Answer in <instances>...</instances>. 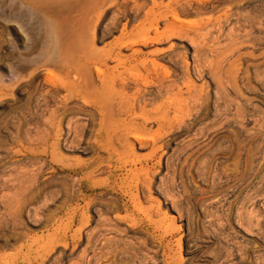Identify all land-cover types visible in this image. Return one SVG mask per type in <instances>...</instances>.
<instances>
[{"label":"rangeland","instance_id":"obj_1","mask_svg":"<svg viewBox=\"0 0 264 264\" xmlns=\"http://www.w3.org/2000/svg\"><path fill=\"white\" fill-rule=\"evenodd\" d=\"M103 1L78 0L71 6L75 14H89L87 20L94 17L82 25L78 41L96 50L119 38L125 26L137 31L153 6L152 0H107L104 6ZM136 1L147 5L134 9ZM154 11L160 30L168 24L173 30L142 48L173 44L170 53L156 57L177 84L171 89V96L176 92L171 102L177 100L171 104L173 128L161 129L146 115L150 105L166 104L165 87L144 86L146 99L141 93L137 101L131 98L125 117L111 119L113 149L107 151L96 145L101 115L91 99L66 102L64 95L49 92L51 84L44 86L47 71L64 75L60 62L44 66V40L53 39L44 7L0 0V201L29 200L36 207L44 200L40 216L38 206L29 205L31 215L22 213L17 221L0 202V211L8 212L0 213L7 217L0 218V264H28L22 245L42 232V264H264V0H157ZM49 113L53 120L47 121ZM78 130L85 132L82 137ZM88 161L97 162L90 175ZM74 182L81 184L79 190Z\"/></svg>","mask_w":264,"mask_h":264},{"label":"bare ground","instance_id":"obj_2","mask_svg":"<svg viewBox=\"0 0 264 264\" xmlns=\"http://www.w3.org/2000/svg\"><path fill=\"white\" fill-rule=\"evenodd\" d=\"M24 3L26 2V3H32V6L33 7H35V8H38L39 10L41 9V8H43L44 7V13H45V17L47 18V14H48V19H47V22L45 23L48 27H50V29H51V32L50 31H48V30H46V31H48V33L50 34L49 36H53V39L50 41V40H44V60L46 59V60H48V61H45L44 63V66L45 65H47V64H50V63H52V64H54V63H56V62H60V64H61V67L64 69L63 71H64V75L63 76H55L54 75V72L53 73H51L50 71H47V75H44V83L46 84H51L52 86H53V88L54 89H49V90H51V91H49V92H52L53 90V92L55 93V94H58L60 97H61V95H64V97L62 96L61 98L62 99H64L66 102H67V100L68 99H70V98H74V97H79L80 96V98L81 97H83L82 99H84V98H89V99H91V101H92V103L95 105V107L98 109V111H99V113H100V115H101V120H100V126H99V129H98V142H97V147L99 148V149H105V150H107V151H112V146L110 145L111 144V141H112V135H111V132H112V130H113V128H112V125L110 124L111 123V119L112 118H114V116H117L118 118H121V117H125V116H122L124 113H126V110H127V104L128 103H132V101L131 100H133V99H135L136 100V98H138L139 97V95H140V93L142 92V90L144 89L143 87L144 86H147L148 87V85H155V84H158V87L159 86H161V87H165V92L167 91V100H166V102H165V99L163 100V98H162V100L166 103V104H162V105H160V103L159 102H157V103H159V105H157V106H155V104H157V103H155V104H153L152 102H153V98H151L152 99V104H153V107L155 108V109H153L152 108V106L150 105L149 107H151L152 108V110H153V112L149 109L148 110V108H145L147 111H149V112H146V115H148V117H149V119L151 118L152 120L154 119V120H156V121H158V122H156V123H158V125H159V127L161 128H169L170 130H168V131H171V127L173 128V123H174V118H173V116L171 115L173 112V110H171V104H173L174 105V103L177 101L176 100V96L174 97V100H175V102L174 103H172L171 102V98L173 97V94H175L176 92H174V93H172V96H171V89H173L172 88V85H173V81L171 80V78H170V75H172L171 74V72L169 73L168 71H166V72H164L163 70L161 71L160 70V68H159V60H158V62H157V59H159V58H157L156 59V57H157V55L159 54V56H160V52H168V53H170L171 51V46L173 45L172 43V45L170 46V45H168L169 47H165L164 49H159L160 47H152V48H150L149 50H146V51H144L143 50V48H142V46H149L150 47V43H154V42H159L162 38H163V36L166 34V33H168L167 31H170V29L172 28V25L171 24H168V25H166V27L163 29V30H160V29H162V28H159L158 27V16H157V14H156V12L154 11V5H156V3H157V0H152L153 1V6L152 7H150L149 9H148V11H147V15H146V20H145V22L143 23V25L141 26V27H139L138 29H137V31H134V30H130V31H126V26L124 27V29H123V33H122V35L119 37V38H117V39H115L114 41H112L109 45H108V47H106L105 49H103V50H96L95 49V47H94V44H91V43H88V44H81L78 40V36H79V34H80V30H81V28H82V25L83 24H85V23H87V24H90V22L93 20V18L92 17H90V19L89 20H87V15H89V14H87V15H85V14H82V15H78V14H75L74 12H72L73 10H72V8H71V6H73L75 3H77V1L78 0H44V3H37V2H40V0L39 1H37V0H35V1H37V2H35L34 0H22ZM105 1H107V0H105ZM105 1H103V6L105 5ZM142 1V0H141ZM42 2V1H41ZM30 5V4H29ZM147 5V3H146V1H143V2H140V1H136V3H135V5H134V9L135 8H137V10H140L142 7H144V6H146ZM75 6V5H74ZM75 8V7H74ZM72 10V11H71ZM100 11H101V8L99 9ZM29 13V12H28ZM88 13V12H87ZM100 15V12L99 11H97L96 12V16H99ZM48 22H49V24L50 25H48ZM44 24V25H45ZM86 24V25H87ZM160 24V23H159ZM45 25V26H46ZM88 26V25H87ZM49 29V28H48ZM171 30H173V29H171ZM82 32V31H81ZM172 33V32H171ZM53 34V35H52ZM167 35V34H166ZM170 35V34H169ZM45 36V35H44ZM166 37V36H165ZM168 38H170L169 36H167ZM45 39V38H44ZM165 40H166V38H164ZM161 42H163V41H161ZM165 43V42H164ZM148 44H150V45H148ZM163 43H161V45H162ZM154 45V44H153ZM160 45V44H159ZM152 46V45H151ZM165 46V45H164ZM167 46V45H166ZM175 46V45H174ZM174 46L172 47L173 49H174ZM130 49V51H129V49L127 50V53H124L123 52V49ZM162 48V47H161ZM125 49V50H126ZM145 49V48H144ZM170 51V52H169ZM129 52V53H128ZM167 54V53H166ZM164 55V54H163ZM169 55V54H168ZM171 55H172V53H171ZM171 55L170 56H168V59H170L171 60ZM174 56V55H173ZM167 59V60H168ZM173 60V59H172ZM239 60V59H238ZM110 61L112 62L113 61V63H111V64H113V65H110ZM218 61H220V60H218ZM223 61H225V59H223ZM48 62V63H47ZM168 62V61H167ZM174 62V61H173ZM172 63V62H171ZM170 63V64H171ZM216 63V62H215ZM214 63V64H215ZM220 63H222V62H220ZM224 63V62H223ZM222 63V64H223ZM256 63V62H255ZM235 64V63H234ZM58 65V64H57ZM56 65V66H57ZM218 65V64H217ZM220 65V64H219ZM48 66H53V65H48ZM171 66V65H170ZM58 67V66H57ZM218 67V66H217ZM46 68V67H45ZM48 68V67H47ZM163 68H165V67H163ZM171 68H173V67H171ZM263 68V67H262ZM167 68H165V70H166ZM215 69V68H214ZM225 69V68H224ZM50 70V69H49ZM172 71H173V69H171ZM256 70H257V68H256ZM52 71V70H51ZM215 71V70H214ZM44 73H45V71H44ZM49 73V74H48ZM165 73V74H164ZM215 73H216V71H215ZM214 73V74H215ZM46 74V73H45ZM214 74H213V77H214ZM217 75V74H216ZM223 75V74H222ZM172 77V76H171ZM173 77H174V75H173ZM227 77V76H226ZM232 77V76H231ZM173 79H175V78H173ZM226 79V78H225ZM218 80V79H217ZM173 82V83H172ZM130 83H132L133 85V87L132 88H134V90L133 91H131L130 92V89H129V87H131V86H129L130 85ZM44 85L45 87L46 86H48V85ZM223 84V83H222ZM174 85H177L176 83L174 84ZM173 85V87H175ZM224 85V84H223ZM52 86H50V87H52ZM218 86H219V84H218ZM44 87V88H45ZM49 86H48V88H50ZM147 87H146V92H147ZM161 87H159L158 88V90L159 91H161V89H163L164 90V88H161ZM220 87V86H219ZM61 88H64V90H66V93L65 94H62V93H59L60 91H62V89ZM149 88V87H148ZM152 88H154L153 86H152ZM46 89V88H45ZM44 89V90H45ZM156 89V88H155ZM175 89V88H174ZM151 90V89H150ZM150 90H149V92H150ZM163 90H162V92H163ZM144 91L145 90H143V92L142 93H144ZM156 91V90H155ZM183 91V90H182ZM45 92H47V89H46V91ZM44 92V93H45ZM154 92V91H153ZM173 92V91H172ZM179 92V91H178ZM141 93V94H142ZM157 93H159V92H156V94ZM180 93H181V91H180ZM51 94V93H50ZM61 94V95H60ZM146 94H148V93H146ZM163 94V93H162ZM46 95V94H45ZM44 95V96H45ZM142 95H144V94H142ZM149 95H151V94H149ZM164 95V94H163ZM46 96H48V95H46ZM53 96V95H52ZM57 96V95H56ZM164 96H166V95H164ZM189 96V95H188ZM196 96H198V95H196ZM53 97H55V96H53ZM53 97H52V99H53ZM60 97H56V99L57 98H60ZM142 97V96H141ZM145 97V95L142 97L143 99H146V98H144ZM152 97V96H151ZM163 97V96H162ZM45 98V97H44ZM47 98V97H46ZM79 98V99H80ZM131 98H133V99H131ZM199 98V97H198ZM48 99H50V98H48ZM55 99V101H57V102H59L58 100H56ZM77 99V101L78 102H80L79 100H78V98H76ZM131 99V100H130ZM150 99V98H149ZM156 99H157V97H156ZM159 99H160V97H159ZM159 99H157L158 101H160ZM173 99V98H172ZM194 99H195V97H194ZM193 99V100H194ZM88 100V99H87ZM142 100V99H141ZM148 100V99H147ZM161 100V101H162ZM190 100H191V98H190ZM48 101V100H47ZM50 101V100H49ZM76 101V100H75ZM76 101V103L78 104V102ZM128 101H131V102H128ZM134 101V100H133ZM137 101V100H136ZM139 101V100H138ZM146 101V100H145ZM151 101V100H150ZM195 101V100H194ZM45 102V101H44ZM66 102H62L63 103V106L65 105V103ZM70 102V101H69ZM87 102V101H86ZM90 102V101H89ZM47 103V102H46ZM49 103V102H48ZM50 103H52V106L54 107V105H53V100H52V102H50ZM56 103V102H55ZM60 103H61V101H60ZM59 103V104H60ZM73 103V102H72ZM137 103V102H136ZM139 103V102H138ZM141 103H142V101H141ZM144 103V102H143ZM142 103V104H143ZM147 103V102H146ZM148 103H149V101H148ZM197 103V102H196ZM81 104V103H80ZM79 104V105H80ZM82 104H84L83 102H82ZM90 104V103H89ZM134 104V103H133ZM49 105V104H48ZM57 105H58V103H57ZM60 105H62V104H60ZM84 105H86V104H84ZM132 105V104H131ZM130 105V106H131ZM141 105V104H140ZM139 105V106H140ZM144 105V104H143ZM49 106H51V105H49ZM55 106H56V104H55ZM76 106V105H75ZM82 106V105H81ZM92 106V105H91ZM136 106H137V104H136ZM145 106H147V104L145 105ZM144 106V107H145ZM176 106V105H175ZM175 106H173V107H175ZM61 107V106H60ZM64 107H67V105H65ZM83 107V106H82ZM81 107V108H82ZM88 107V106H87ZM132 107V106H131ZM130 107V108H131ZM141 107V106H140ZM143 107V106H142ZM52 108V107H51ZM51 108H50V110H51ZM57 108H59V105H58V107H55L54 109L56 110ZM68 108V107H67ZM72 108V107H71ZM78 108H79V106H78ZM89 108H91V107H89ZM88 108V109H89ZM95 108V109H96ZM45 109V108H44ZM61 109H63V107L61 108ZM61 109H60V111H61ZM66 109V108H65ZM84 108H82V110H83ZM86 107H85V110H87L88 112H90L89 110H88ZM97 109L95 110V111H97ZM132 109V108H131ZM130 109V110H131ZM135 109V108H134ZM139 108L137 107V110H138ZM141 109V108H140ZM139 109V110H140ZM174 109H176V108H174ZM49 110V109H48ZM77 110V109H76ZM79 110V109H78ZM81 110V111H82ZM92 110H93V107H92ZM138 110V111H139ZM142 110V109H141ZM52 111V112H51ZM50 111V113H53V108H52V110ZM58 111V110H57ZM56 111V114L58 115V112ZM74 111V110H73ZM80 111V110H79ZM87 111H85L86 112V115H87ZM98 111H97V113H98ZM63 112V110L60 112V113H62ZM66 112H69V111H66ZM66 112H64V113H66ZM94 112V111H93ZM129 112V111H128ZM172 112V113H171ZM50 113L48 114V119H49V115H50ZM59 113V114H60ZM82 113H84V112H82ZM82 113H78L79 115H81ZM92 113V112H91ZM95 113V112H94ZM132 113V112H131ZM145 113V112H144ZM174 113H176V110H174ZM72 114V113H71ZM76 114H77V111H76ZM77 114V115H78ZM134 114V113H133ZM133 114H132V116H133ZM52 115V114H51ZM51 115H50V117H51ZM75 117H74V119L75 120H77V121H85V120H79V119H76V118H78L79 117V115H78V117L75 115V114H73ZM83 115H85V114H82V117H84ZM89 115H90V113H89ZM95 115H97L96 113H95ZM95 115L93 116V114H92V116L94 117V118H96L95 117ZM54 116V115H53ZM61 116H63V115H61ZM92 116L90 117V118H92ZM99 116V115H98ZM142 116L143 117H145L144 115H143V113H142ZM58 117V116H57ZM67 117V116H66ZM72 118V115H70L68 118ZM86 117V116H85ZM84 117V118H85ZM135 117H137V116H135ZM139 117V116H138ZM143 117H141V118H143ZM174 117H176V115H174ZM64 118H65V115H64ZM67 118V119H68ZM87 118H88V115H87ZM93 118V121H92V119L91 120H89V121H92V122H94V120H96V119H94ZM100 118V117H99ZM129 118V117H128ZM46 119L47 118H45V121H46ZM51 120H53L52 118H50ZM50 119L49 120H47V121H50ZM54 119H58V118H54ZM63 119V118H62ZM89 119V118H88ZM88 119H86V120H88ZM131 119H132V117H131ZM134 119V118H133ZM138 119V118H137ZM148 119V120H149ZM59 120H60V118H59ZM74 120V121H75ZM139 121H141L140 119H138ZM137 120V121H138ZM55 121H58V120H55ZM54 121V122H55ZM61 122L63 121L64 122V120H60ZM68 121V120H67ZM70 121H72L71 119H70ZM76 121V122H77ZM98 121H99V119H98ZM142 121H144V120H142ZM51 122H53V121H51ZM51 122H46V124L48 123H50L51 124ZM73 122V121H72ZM82 122H77V125H78V123H79V125H80V127H83V125L81 126V124L80 123H82ZM149 122V121H148ZM153 122V121H152ZM57 123H59V122H57ZM66 123H68L69 124V122H66ZM85 123H86V121H85ZM84 123V124H85ZM88 123V122H87ZM87 123H86V125H87ZM95 123H96V121H95ZM136 123V122H135ZM143 123V122H142ZM47 124V125H48ZM53 124V123H52ZM54 124H56V122L54 123ZM64 124V123H63ZM72 124V123H71ZM74 124V123H73ZM88 124H90V123H88ZM259 124V123H258ZM57 125V124H56ZM76 125V126H77ZM78 125V126H79ZM85 125V126H86ZM99 125V124H98ZM140 125V124H139ZM145 125H146V122H145ZM144 125V126H145ZM148 125V124H147ZM44 126H45V124H44ZM49 126V125H48ZM48 126H46L45 127V129H47V127ZM51 126V125H50ZM49 126V127H50ZM52 126H54V125H52ZM51 126V127H52ZM71 127L70 128H73L72 127V125H70ZM74 126H75V124H74ZM75 126V127H76ZM84 126V127H85ZM90 126V125H89ZM94 127H95V125H93ZM97 126V125H96ZM48 127V128H49ZM74 127V128H75ZM87 127V126H86ZM93 127V128H94ZM143 127V126H142ZM146 127V126H145ZM158 127V128H159ZM67 128H69V126L67 127ZM73 128V129H74ZM149 128H151V127H149ZM148 128V130H150ZM161 128V129H162ZM50 129V128H49ZM49 129H48V133H50V131L52 130H50L49 131ZM54 129V128H53ZM72 129V130H73ZM76 129H78V128H76ZM96 129V128H95ZM147 129V128H146ZM157 129V128H156ZM75 130V129H74ZM81 130H83L82 128H81ZM90 130V129H89ZM88 130V131H89ZM94 130V129H93ZM92 130V131H93ZM152 130V129H151ZM165 131H166V129H164ZM45 131V130H44ZM63 131H65V129L63 130ZM62 131V132H63ZM79 131V130H78ZM91 131V132H92ZM120 131V130H119ZM118 131V132H119ZM153 131L154 130H152V133H153ZM168 131H166V133L168 134ZM71 131H69V133H70ZM75 132V131H74ZM80 132H82V131H79V134H80ZM87 132V131H86ZM90 132V131H89ZM121 132V131H120ZM132 132V131H131ZM53 133V132H52ZM67 133V132H66ZM69 133H68V135H69ZM77 133V134H76ZM76 133H75V135H77V136H79L78 135V132L76 131ZM85 133V132H84ZM84 133H81V134H84ZM94 133V132H93ZM97 133V132H96ZM96 133H95V135H96ZM122 133V132H121ZM151 133V136L153 135ZM171 133V132H170ZM45 134V133H44ZM51 134V133H50ZM50 134H48L49 136H50ZM58 134L59 133H57V137H58ZM61 134V133H60ZM63 134H64V132H63ZM62 134V135H63ZM80 134V135H81ZM88 134V133H87ZM89 134H91V133H89ZM118 134V133H117ZM149 134V133H148ZM157 134V133H156ZM155 134V135H156ZM48 135H47V137H48ZM55 135V134H54ZM67 134H66V136H68ZM92 135V134H91ZM91 135H88L89 137L91 136ZM120 135V134H119ZM119 135H118V138H120L119 137ZM135 135H136V133H135ZM138 135V134H137ZM45 136H46V134H45ZM44 136V137H45ZM157 136V135H156ZM54 137V136H53ZM69 137V136H68ZM67 137V138H68ZM73 137H74V134H73ZM80 137H82V135L80 136ZM86 137V136H85ZM93 136H91V138H92ZM132 137V136H131ZM148 137H149V135H148ZM153 137V136H152ZM52 138V137H51ZM64 139L66 138V137H63ZM79 138V137H78ZM86 138H88V137H86ZM91 138H89V139H91ZM124 138H125V134H124ZM124 138L122 137V139L124 140ZM128 138V137H127ZM133 138V137H132ZM156 138V137H155ZM159 138V137H158ZM46 139H48V138H46ZM60 139V138H59ZM58 139V140H59ZM71 139V138H70ZM73 139V138H72ZM76 140H74V141H77V138H75ZM80 139H82V140H84V137L83 138H79L78 140H80ZM88 139V140H89ZM95 139V138H94ZM121 139V138H120ZM129 139L130 138H128L127 140L129 141ZM135 139V138H134ZM49 140V139H48ZM54 140H55V138H54ZM57 140V141H58ZM82 140H81V142H82ZM87 140V139H86ZM85 140V141H86ZM117 139H116V137H115V141H116ZM123 140H121V141H123ZM139 140H141L140 139V136H139ZM144 140V139H143ZM156 140L157 139H155V142H156ZM44 141H46L45 139H44ZM50 141V140H49ZM56 141V142H57ZM66 141V140H65ZM64 141V142H65ZM73 141V142H74ZM92 141V140H91ZM145 142L147 141V140H144ZM150 141V140H149ZM47 142V141H46ZM59 142V141H58ZM67 142V141H66ZM70 142H72V140L70 141ZM95 142H96V139H95ZM117 142V141H116ZM151 142H152V139H151V141H150V145H151ZM45 143V142H44ZM75 143V142H74ZM77 143V142H76ZM89 143V142H88ZM127 143V142H126ZM142 143H144L143 141H141L140 142V144L142 145ZM47 145H48V143H46ZM129 144V143H128ZM137 144V143H136ZM146 145H147V142L145 143ZM149 144V143H148ZM57 145V144H56ZM59 145V144H58ZM70 145H71V143H70ZM69 145V146H70ZM73 145V144H72ZM77 145H78V143H77ZM92 145V144H91ZM90 145V146H91ZM145 145V146H146ZM53 146V145H52ZM78 146H80L81 147V144L80 145H78ZM89 146V147H90ZM95 146V145H94ZM93 145L91 146V147H94ZM54 147V146H53ZM96 147V146H95ZM113 147H114V145H113ZM121 147H123L122 146V144H121ZM46 148V147H45ZM71 148H73V147H71ZM76 148V147H75ZM74 148V149H75ZM82 148V147H81ZM83 148H85V147H83ZM48 149V148H47ZM54 149V148H53ZM58 149V148H57ZM56 149V150H57ZM48 150H50V149H48ZM56 150H54V152L56 151ZM44 151H46V150H44ZM61 151V150H60ZM53 152V153H54ZM59 152V151H58ZM44 153H47V151L46 152H44ZM51 153H52V151H51ZM134 153V152H133ZM132 155H134V154H132ZM44 156H46V155H44ZM63 156V155H62ZM47 157V156H46ZM52 157V156H51ZM54 157V156H53ZM55 157H56V155H55ZM132 157V156H131ZM137 157V156H136ZM60 159H61V157H59ZM51 160H52V158H50ZM55 161L54 162H56L57 161V159H55V158H53ZM60 159H59V161H60ZM65 159V158H64ZM129 158H127V160H128ZM62 160V159H61ZM136 160V159H135ZM137 160H139V158L137 159ZM59 161H57L58 163H59ZM65 161H66V159H65ZM168 161H169V159H168ZM45 162H46V160H45ZM62 162V161H61ZM68 162V161H67ZM81 162V161H80ZM80 162H78L77 161V163H80ZM132 162H134V161H132ZM137 162V161H136ZM143 162V161H142ZM52 163H53V160H52ZM52 163L50 164L51 166H52ZM66 163V162H65ZM70 163V162H69ZM47 164V163H46ZM72 164H75V163H72ZM133 164V163H132ZM44 165H45V163H44ZM85 165H86V168H88V167H91L92 166V168H90L89 169V171H87L86 172V174L87 175H90V174H92L94 171H95V168L97 167V162H95V161H88V162H85ZM125 165V164H124ZM133 165H135V164H133ZM137 165V164H136ZM69 166V165H68ZM74 166V165H73ZM45 167V166H44ZM48 168V167H47ZM53 168H54V166H53ZM102 169L101 170H104L103 169V167H101ZM109 168V167H108ZM125 168V167H124ZM129 168H131V169H133L132 168V166L130 167L129 166ZM76 169V167L75 168H72V171L73 170H75ZM127 169H128V167H127ZM46 170V169H45ZM64 170V169H63ZM100 170V169H99ZM105 170H106V168H105ZM104 170V171H105ZM52 171V170H51ZM68 173H69V171H67ZM99 172H101V171H99ZM124 172V171H123ZM122 172V173H123ZM128 172H131V170L130 171H128ZM96 173H98V172H96ZM55 174V173H54ZM64 174H66V177L68 176L67 175V173H65L64 172ZM73 173H71V175H72ZM76 174V173H75ZM132 174H133V170H132ZM83 176V175H82ZM66 177L64 176V178L66 179ZM72 177H76V176H72ZM81 177V176H80ZM80 177H79V174H78V178L80 179ZM85 177V176H84ZM130 177V176H129ZM69 178H71V177H69ZM77 178V177H76ZM75 178V180H77ZM121 178V177H120ZM81 179H83L82 177H81ZM80 179V180H81ZM70 180V179H69ZM68 180V181H69ZM72 180H74V179H72ZM84 180V179H83ZM83 180H81V181H83ZM133 180V179H132ZM131 180V181H132ZM80 181V183L82 184V182ZM122 181V180H121ZM87 182V181H86ZM145 182V181H144ZM70 183V182H69ZM75 183V182H74ZM77 183V182H76ZM76 183H75V185L73 186V183L71 184L74 188H76V186H81V184H77L76 185ZM140 183H141V181H140ZM68 185V184H67ZM88 185V184H87ZM79 186V187H80ZM97 186H99V185H97ZM79 187H78V189L77 190H79ZM69 188V187H68ZM125 188V187H124ZM72 189V188H71ZM75 189V191H77ZM91 190V189H90ZM89 191V190H88ZM97 191V190H96ZM74 192V191H73ZM77 192H79V191H77ZM76 194V193H75ZM74 194V195H75ZM69 195H71V194H69ZM73 195V194H72ZM87 195V194H86ZM85 195V196H86ZM262 195V194H261ZM90 196V195H89ZM263 196V195H262ZM82 197V196H81ZM91 197V196H90ZM90 197H89V199H90ZM85 198V197H84ZM87 198V197H86ZM252 199V198H251ZM87 200H88V198H87ZM33 201V200H32ZM0 202H4L3 200L2 201H0ZM32 203H34V202H32ZM3 204H6L7 205V207L9 208V209H5V210H9L8 212L9 213H12L13 214V216H14V218H12V219H14V221L16 220V219H20V217L22 216V213H24V214H27V215H31L30 214V212H31V210L30 209H34V208H37V206H38V214L40 213V212H42V210H43V206H44V200H37V204L38 205H36V207H34L33 205H35V204H29V200H5V203H3ZM32 206V207H34V208H30V206ZM243 205V204H242ZM1 206V205H0ZM253 206V205H252ZM1 208V207H0ZM5 208V207H4ZM4 208H2V210H4ZM2 210L0 211V213L2 212ZM4 210V211H5ZM7 211H5V212H7ZM35 211H37V209L35 210ZM34 211V212H35ZM7 212V213H8ZM7 213H6V215H7ZM32 213V212H31ZM37 214V215H38ZM42 214V213H41ZM5 216V214L4 213H2L1 214V216ZM0 216V218H2V220H3V218L4 217H1ZM9 216V215H8ZM39 216H40V214H39ZM6 217V216H5ZM10 217H12V215L10 216ZM7 218V217H6ZM5 218V219H6ZM4 219V220H5ZM1 220V221H2ZM9 220V219H8ZM17 221V220H16ZM24 236H25V234H24ZM29 236V235H28ZM27 236V237H28ZM32 236V235H31ZM22 239L24 238L25 239V237H21ZM21 239V241H23ZM27 241H28V239H27ZM21 243V242H20ZM19 245V244H18ZM35 246V247H34ZM23 248H25L26 249V252H25V254H24V257L22 256V258H24L23 260H25V258L28 260H26L27 262H28V264H34V263H36L35 261H37L38 262V264H42L43 263V261H44V232H42V233H40V234H38L37 236H36V238L34 239V241L32 242V243H25V244H23L22 245V249ZM21 249V248H20ZM20 251H22V250H20ZM33 252H35V254H33L32 255V253ZM20 254V253H19ZM23 254V253H22ZM10 257H12V256H10ZM20 257H21V254H20ZM13 258V257H12ZM10 259V258H9ZM12 261H13V259H11ZM22 260V261H23ZM21 261V260H20ZM24 262V261H23ZM1 264H3L2 262H1Z\"/></svg>","mask_w":264,"mask_h":264}]
</instances>
